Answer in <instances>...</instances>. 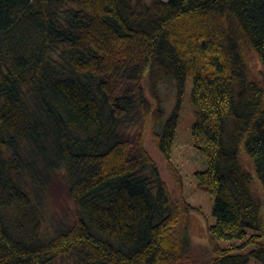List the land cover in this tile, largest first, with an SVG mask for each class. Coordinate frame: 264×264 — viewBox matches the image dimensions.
I'll use <instances>...</instances> for the list:
<instances>
[{
  "label": "trees",
  "instance_id": "16d2710c",
  "mask_svg": "<svg viewBox=\"0 0 264 264\" xmlns=\"http://www.w3.org/2000/svg\"><path fill=\"white\" fill-rule=\"evenodd\" d=\"M189 79L195 177L213 198L205 260L170 163ZM53 190L72 217L50 229ZM263 211L264 0H0V264H264Z\"/></svg>",
  "mask_w": 264,
  "mask_h": 264
},
{
  "label": "rangeland",
  "instance_id": "374dc122",
  "mask_svg": "<svg viewBox=\"0 0 264 264\" xmlns=\"http://www.w3.org/2000/svg\"><path fill=\"white\" fill-rule=\"evenodd\" d=\"M166 1V0H163ZM250 66L256 76L262 68L256 53L250 58ZM192 80L186 81L184 92L179 103V121L171 147L170 163L180 172L182 177V195L186 201L197 210L191 211L187 217V231L192 244V252L200 259L205 260L214 256L216 244L209 236L207 226L214 222L212 214L213 198L207 192L198 189L195 173L206 168V157L194 146L191 129L194 121L193 105L191 103ZM158 95L162 101L166 116L170 114L178 102L175 84L165 80L159 84ZM151 129L147 131V147L158 163L162 176L166 179L172 192H178L177 185L171 174L168 162L159 154L152 137ZM62 191V189H60ZM54 191V190H53ZM51 191L45 197L42 213L48 228H53L72 217L71 202L64 196H58L59 190ZM177 194V193H176ZM264 212V211H263ZM220 247L240 244V240L217 241ZM241 253H244L242 251ZM248 264H261L251 260Z\"/></svg>",
  "mask_w": 264,
  "mask_h": 264
}]
</instances>
